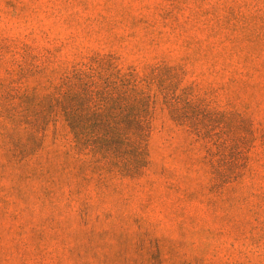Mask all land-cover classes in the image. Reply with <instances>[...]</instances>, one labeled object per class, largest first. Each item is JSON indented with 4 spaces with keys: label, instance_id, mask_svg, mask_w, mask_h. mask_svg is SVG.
Listing matches in <instances>:
<instances>
[{
    "label": "rangeland",
    "instance_id": "374dc122",
    "mask_svg": "<svg viewBox=\"0 0 264 264\" xmlns=\"http://www.w3.org/2000/svg\"><path fill=\"white\" fill-rule=\"evenodd\" d=\"M0 264H264V0H0Z\"/></svg>",
    "mask_w": 264,
    "mask_h": 264
}]
</instances>
